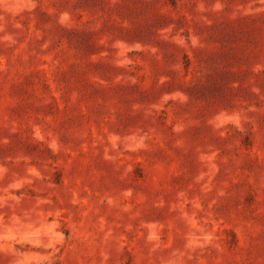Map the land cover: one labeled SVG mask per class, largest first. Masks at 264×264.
<instances>
[{
	"label": "rangeland",
	"instance_id": "obj_1",
	"mask_svg": "<svg viewBox=\"0 0 264 264\" xmlns=\"http://www.w3.org/2000/svg\"><path fill=\"white\" fill-rule=\"evenodd\" d=\"M0 264H264V0H0Z\"/></svg>",
	"mask_w": 264,
	"mask_h": 264
}]
</instances>
